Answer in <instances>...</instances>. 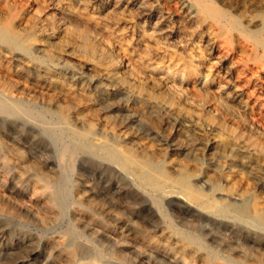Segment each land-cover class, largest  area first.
<instances>
[{
  "label": "rangeland",
  "instance_id": "rangeland-1",
  "mask_svg": "<svg viewBox=\"0 0 264 264\" xmlns=\"http://www.w3.org/2000/svg\"><path fill=\"white\" fill-rule=\"evenodd\" d=\"M209 1L221 11L220 0ZM192 2L0 0V264H45L48 245L60 237L108 249L111 235L121 244L111 264H171L164 251L122 244L132 236L150 237L190 264H264V224L256 218L264 214V100L256 106L247 98L234 69L228 74L231 56L221 58L223 50L242 55L240 34L221 33ZM41 22L49 27L41 30ZM107 65L118 68L113 77L105 78ZM37 66L43 72L34 74ZM129 156L165 172L155 188L126 165ZM168 177H186L207 205ZM34 188L56 192L61 211L41 209L29 196ZM82 190L91 205L83 211L96 220L85 228L73 211ZM244 203L246 216L232 210Z\"/></svg>",
  "mask_w": 264,
  "mask_h": 264
},
{
  "label": "bare ground",
  "instance_id": "bare-ground-1",
  "mask_svg": "<svg viewBox=\"0 0 264 264\" xmlns=\"http://www.w3.org/2000/svg\"><path fill=\"white\" fill-rule=\"evenodd\" d=\"M183 1V0H182ZM195 4V7H196V10H198L199 14H201L202 16L204 17H210L213 19V21L215 23H218V24H221V33L222 31H228V34L233 30L237 31L239 34H240V37L241 39H243L242 43L244 44V48H245V51L242 53L241 56H235L233 57V54L229 53V54H222L223 51L221 52V58H226V56L230 55L231 56V59L233 60L232 62V65L229 69H228V74L231 76V70L234 69L235 71V77L238 81L237 84L241 85L239 86L240 89H243L247 91V94H248V97L249 99H252L255 103V105H261L262 104V100H264V79L263 78H260L259 76L263 74V67H264V64L262 63L263 60H264V0H220L221 3L219 5H221V11L219 10H215L214 8L210 7L209 4L207 3V0H192ZM212 1V0H211ZM209 1V2H211ZM219 1V2H220ZM185 2V1H184ZM192 2V3H193ZM214 2V0H213ZM215 3V2H214ZM4 7V6H3ZM63 9V8H62ZM217 9V8H216ZM3 10V9H2ZM194 10V9H193ZM192 10V11H193ZM60 12V11H59ZM195 12V11H194ZM19 14V13H18ZM17 14V15H18ZM36 14V13H35ZM61 14V13H60ZM2 15V14H1ZM15 15V14H14ZM55 15H58V14H55ZM29 16V15H28ZM61 17V16H60ZM67 17V16H66ZM15 18V17H14ZM38 18H39V15H38ZM201 18V17H200ZM28 19V17H27ZM52 19V18H51ZM31 20V19H30ZM17 21V20H16ZM27 21V20H25ZM44 21V20H43ZM59 22V21H58ZM65 22V21H64ZM9 23V22H8ZM26 22L23 21V24H25ZM57 23V22H56ZM2 24V23H1ZM15 24V23H14ZM18 24V23H17ZM22 24V23H21ZM59 24V23H58ZM69 24V23H68ZM39 25V24H38ZM7 26V24H6ZM11 26V25H10ZM63 26V25H62ZM219 26V25H218ZM49 27L47 24H44L41 22V30L43 28H47ZM71 27V26H70ZM31 28V26H30ZM13 29V28H12ZM27 29V28H26ZM25 29V30H26ZM58 28L56 26H52L51 27V32H55L57 30H55ZM60 29V28H59ZM65 29V28H64ZM67 29V28H66ZM68 29H70L68 27ZM11 30V29H10ZM24 30V29H23ZM33 30V29H31ZM30 31V30H29ZM46 31V30H45ZM76 31V30H75ZM74 31V32H75ZM80 31V30H79ZM234 31V32H235ZM31 32V31H30ZM29 32V33H30ZM33 32V31H32ZM32 32L30 34H32ZM81 32V31H80ZM5 33V32H4ZM68 33V32H67ZM62 34V33H61ZM79 34V33H78ZM90 34V33H89ZM93 34V33H92ZM9 35V34H8ZM15 35V34H14ZM33 35V34H32ZM66 35V34H65ZM69 35V34H68ZM230 35V34H229ZM238 35V34H237ZM12 36V35H11ZM10 36V37H11ZM16 36V35H15ZM7 37V36H6ZM9 37V38H10ZM24 37V36H23ZM58 37V36H57ZM69 36H67L68 38ZM83 37V36H82ZM81 37V38H82ZM217 37V36H216ZM64 38V37H63ZM84 38V37H83ZM87 38V37H86ZM97 38V37H95ZM39 39V38H38ZM56 39V38H55ZM69 39V38H68ZM91 39V38H90ZM89 39V40H90ZM3 40H6V39H3ZM46 40V38H45ZM63 40V39H62ZM72 40V39H71ZM70 40V42H71ZM87 40V39H86ZM88 40V42H89ZM9 41V40H8ZM20 41V40H19ZM30 41V40H29ZM41 41V39H40ZM54 41V40H52ZM58 41V40H57ZM61 41V40H60ZM68 41V40H67ZM82 41V40H81ZM85 41V40H84ZM241 41V40H240ZM5 42V41H4ZM14 42V40H13ZM49 42V41H48ZM65 42V40H64ZM63 42V43H64ZM92 41H90L91 43ZM95 42V41H93ZM7 43V42H6ZM19 43V42H18ZM55 43V42H54ZM72 43V42H71ZM87 43V42H86ZM96 43V42H95ZM94 43V44H95ZM103 43V42H102ZM10 44V43H8ZM14 44V43H13ZM11 44V45H13ZM56 44V43H55ZM99 44V43H98ZM105 44V43H104ZM16 45V44H15ZM21 45V44H19ZM60 45V44H59ZM75 45V44H74ZM237 45V44H236ZM11 47V46H10ZM40 47V46H39ZM91 47V46H90ZM100 47V46H99ZM219 47V46H218ZM22 48V47H21ZM29 48V47H28ZM55 48V46H54ZM76 48V47H75ZM88 48V46H87ZM104 48V46H103ZM239 48V47H238ZM12 49V48H11ZM9 49V50H11ZM44 49V48H43ZM66 49V48H65ZM116 49V48H115ZM2 50V48H1ZM13 50V49H12ZM60 50V49H59ZM93 50V49H92ZM91 50V52H92ZM113 50V49H112ZM228 50V49H227ZM4 51V50H3ZM25 51V50H24ZM29 51V50H28ZM56 51V50H55ZM79 51V50H78ZM96 51V50H95ZM8 52V51H7ZM22 52V51H21ZM20 52V53H21ZM62 52V51H60ZM75 52V51H74ZM226 52H229V51H226ZM4 53V52H3ZM13 53V51H12ZM23 53V52H22ZM28 53V52H26ZM32 53V52H31ZM58 53V52H57ZM73 53V51H72ZM78 53V52H77ZM76 53V54H77ZM24 54V53H23ZM29 54V53H28ZM50 54V53H49ZM220 54V52H219ZM74 55V54H73ZM78 55V54H77ZM90 55V54H89ZM3 56V55H2ZM16 57V55H14ZM22 56H25L22 55ZM87 58H88V55H86ZM91 56V55H90ZM28 57V56H27ZM49 57V56H47ZM74 57V56H73ZM82 57V56H81ZM9 58V56H8ZM19 58V57H18ZM50 58V57H49ZM53 58V57H52ZM21 58H19L20 60ZM57 59V58H56ZM82 59V58H81ZM84 59V58H83ZM8 60V59H7ZM33 60V59H32ZM86 60V59H85ZM15 61V60H14ZM6 62V61H5ZM95 62V61H94ZM98 62V61H97ZM29 63V62H28ZM35 63V62H34ZM40 63V62H39ZM89 63V62H88ZM96 63V62H95ZM103 63V62H102ZM87 64V62H86ZM97 64V63H96ZM32 65V64H31ZM37 65V64H36ZM42 65V64H41ZM90 65V64H88ZM21 66V65H20ZM33 66V65H32ZM82 66V65H81ZM87 66V65H85ZM108 66V65H107ZM124 67V66H123ZM95 68V67H94ZM93 68V69H94ZM225 68V67H224ZM32 69V72L34 74H39L41 72H43L42 69H40L39 66L37 67H34V68H31ZM226 69V68H225ZM27 70V68H26ZM49 70V69H48ZM118 68L117 67H107L105 70H104V75L106 76L105 78H110V77H113V75L117 72ZM120 70V69H119ZM181 70V69H180ZM178 70V71H180ZM72 71V70H71ZM70 71V72H71ZM74 71V70H73ZM97 71V70H96ZM182 71V70H181ZM49 72V71H48ZM81 72V71H80ZM100 72V71H99ZM102 72V71H101ZM4 73V71H3ZM95 73V72H94ZM183 73V72H182ZM79 74V73H78ZM98 74V73H97ZM213 74V73H212ZM77 75V74H76ZM82 75V73H81ZM180 75V74H179ZM186 75V74H185ZM119 76V75H118ZM184 76V75H183ZM190 76V75H189ZM52 77V76H51ZM180 77V76H179ZM185 77V76H184ZM183 77V78H184ZM193 77V76H192ZM217 77V75H216ZM11 78V77H10ZM24 78V77H23ZM35 78V77H34ZM49 78V77H48ZM181 79V78H180ZM189 79V78H188ZM196 79V78H195ZM259 79V80H258ZM12 80V79H11ZM129 80V79H128ZM140 80V79H139ZM182 80V79H181ZM184 80V79H183ZM186 80V79H185ZM14 81V80H13ZM35 81V80H34ZM104 81V80H103ZM192 81V80H191ZM219 81V80H218ZM229 81V80H227ZM15 82V81H14ZM19 82V81H18ZM126 82V81H125ZM181 82V81H180ZM217 82V81H216ZM109 83V82H108ZM138 83V82H137ZM136 83V84H137ZM221 83H224V82H221ZM110 84V83H109ZM113 84V83H112ZM117 84V83H116ZM115 84V85H116ZM184 84V83H183ZM217 84V83H216ZM225 84L227 85V83L225 82ZM123 87H125L126 89H129L127 86H125L124 84H122ZM186 87L189 85H187V82L184 84ZM222 85V84H221ZM181 86V85H179ZM191 86V85H190ZM218 86V85H217ZM47 87V86H46ZM121 87V86H120ZM147 87V86H146ZM220 87V86H219ZM238 87V86H236ZM20 88H23V86ZM112 88V87H111ZM191 88V87H190ZM119 89V88H118ZM192 89V88H191ZM3 90L5 92H8V89L6 88H3ZM27 90V89H26ZM55 91V90H54ZM60 91V90H59ZM58 91V92H59ZM111 91V90H109ZM121 91V90H120ZM53 92V91H52ZM61 92V91H60ZM65 92V91H64ZM63 92V93H64ZM138 92V91H137ZM51 93V92H50ZM108 93V91H107ZM125 93V92H124ZM144 93V91H143ZM210 93V92H209ZM245 93V92H244ZM9 94V93H8ZM59 94V93H58ZM57 94V95H58ZM129 94V93H128ZM134 94V93H133ZM246 94V93H245ZM0 95H2L0 93ZM48 95V94H47ZM50 95V94H49ZM52 95V94H51ZM66 95V94H65ZM29 96V95H27ZM43 96V95H42ZM41 96V97H42ZM140 96H144L143 94L140 93ZM213 96V95H212ZM3 97V96H2ZM55 97V96H54ZM66 98V96H64ZM131 97V95H130ZM6 98H9V97H6ZM49 98V97H47ZM57 98V97H56ZM71 98V97H70ZM142 98V97H141ZM147 98V97H145ZM171 98V97H170ZM41 99V98H40ZM50 99V98H49ZM137 99V98H136ZM150 99V98H149ZM148 99V100H149ZM55 100V99H54ZM65 100V99H63ZM67 100V99H66ZM159 100V99H158ZM191 100V99H190ZM41 101V100H40ZM47 101V100H46ZM49 101V100H48ZM52 101V100H51ZM68 101V100H67ZM79 101V100H78ZM142 101V100H141ZM150 101V100H149ZM212 101V100H211ZM157 102V101H156ZM46 103V102H45ZM60 103V102H59ZM74 103V102H73ZM76 103V102H75ZM153 103V102H152ZM173 103V102H172ZM55 104V103H54ZM57 104V103H56ZM83 104V103H82ZM175 104V103H174ZM78 105V104H77ZM177 105V104H176ZM49 105H47L48 107ZM57 106V105H56ZM55 106V107H56ZM63 106V105H62ZM203 106V105H202ZM264 106V105H263ZM53 107V106H52ZM205 107V106H204ZM262 107V106H261ZM213 108V107H212ZM219 108V107H218ZM49 109V107H48ZM81 109V108H80ZM210 109V108H209ZM4 111V110H3ZM56 113V112H55ZM75 113V112H74ZM185 115V114H184ZM257 115V114H256ZM57 116V115H55ZM64 116V115H63ZM62 116V117H63ZM260 116V114H259ZM59 117V116H57ZM66 117V116H65ZM184 117V116H183ZM256 117V116H255ZM262 117V116H260ZM186 118V117H185ZM71 119V118H70ZM67 120V119H66ZM93 120V119H91ZM62 121V120H60ZM191 121V120H190ZM195 121V120H194ZM63 122V121H62ZM67 122V121H66ZM81 122H85L84 119H81ZM104 122V121H103ZM188 122V121H187ZM259 122V121H258ZM186 123V122H185ZM197 124V123H196ZM222 128V127H221ZM220 130V129H219ZM88 131V130H87ZM92 131V130H91ZM13 132V131H12ZM48 134V133H47ZM82 134V133H81ZM79 134V136L81 135ZM93 134V133H91ZM90 134V136H91ZM85 135V133H84ZM87 135V134H86ZM76 136V135H75ZM88 136V135H87ZM77 137V136H76ZM82 137V136H81ZM86 138V136H85ZM84 138V140L86 141V139ZM117 139V138H116ZM133 139V138H132ZM100 140V139H99ZM125 140V139H124ZM236 140V139H235ZM56 141V140H55ZM54 141V143H55ZM82 140H80L81 142ZM84 141V142H85ZM104 141V140H103ZM234 141V140H233ZM238 141V140H237ZM244 141V140H243ZM119 142V141H118ZM132 142V140H131ZM138 142V141H137ZM245 142V141H244ZM65 143V142H64ZM243 143V142H242ZM123 144V143H122ZM239 145V144H238ZM247 145V144H246ZM11 148V147H9ZM65 148V147H64ZM63 148V149H64ZM238 148V147H237ZM13 149V148H12ZM123 149V148H122ZM249 149V148H248ZM6 150V149H5ZM15 150V149H14ZM135 150V149H134ZM67 151H70L67 150ZM131 151V150H130ZM133 151V150H132ZM131 151V152H132ZM8 152V151H7ZM15 152V151H14ZM13 152V153H14ZM65 152V151H64ZM1 153V152H0ZM66 153V152H65ZM124 153V152H122ZM128 153V152H127ZM126 153V154H127ZM130 154V153H129ZM128 154V155H129ZM137 154V153H135ZM139 154V153H138ZM123 155V154H122ZM125 155V154H124ZM126 155V156H128ZM132 155V154H130ZM140 155V154H139ZM1 156V155H0ZM124 157V156H123ZM18 159V158H17ZM140 159V158H139ZM141 159L143 160V158L141 157ZM140 159V160H141ZM146 159V158H145ZM20 160V159H18ZM125 161V159H123ZM138 161L136 158L132 157V156H129L126 158V165L129 167V168H135L137 173H138V178L144 182L145 184L149 183V184H152L155 188V185L154 184H159L157 183V178H156V175L157 174H164L162 173L161 168L157 167L156 164H154L152 161H146L145 162H141V161ZM149 160V159H148ZM20 162V161H19ZM22 162V161H21ZM25 162V161H24ZM51 164V163H50ZM124 164V163H122ZM23 165V163H22ZM20 165V166H22ZM170 165V164H169ZM172 165V164H171ZM177 165V164H176ZM51 166V165H50ZM124 166V165H123ZM48 167V166H47ZM174 167V166H172ZM128 168V169H129ZM126 169V168H125ZM127 169V170H128ZM130 170V169H129ZM173 170V169H172ZM21 171V170H20ZM174 171V170H173ZM131 172V171H130ZM20 173V172H19ZM22 173V172H21ZM173 173V172H172ZM181 173V172H180ZM128 175V174H127ZM137 175V174H136ZM133 176V175H131ZM165 176V175H164ZM184 176V175H182ZM191 176V175H190ZM53 177V176H52ZM180 177V176H179ZM187 177V176H186ZM186 177H181L180 179L178 180H171L169 179L170 177L165 178L166 179V182H168L169 184H171L175 190L178 189L186 194H188L191 199L193 200V202H196L198 203L199 205L201 206H206L207 205V201L200 196V194H198L190 185L188 179ZM29 178V176H28ZM40 178V177H39ZM137 178V179H138ZM164 178V177H163ZM176 178V176H175ZM59 179V178H58ZM138 179V180H139ZM164 180V179H163ZM190 180V179H189ZM46 181V180H45ZM56 181V180H55ZM140 181V182H141ZM33 182V181H32ZM44 182V181H43ZM48 182V181H47ZM59 182V181H58ZM63 182V181H62ZM141 182V183H142ZM165 182V183H166ZM34 183V182H33ZM137 183V182H136ZM163 183V182H162ZM164 183V185H165ZM64 184V183H63ZM32 186V185H31ZM30 186V187H31ZM46 186V185H45ZM147 186V185H146ZM168 186V185H167ZM166 186V187H167ZM171 186V187H172ZM55 187V186H54ZM57 187V185H56ZM172 187V188H173ZM214 187V186H213ZM164 188V186L162 187ZM168 188V187H167ZM170 188V186H169ZM35 189V188H34ZM58 189V188H57ZM66 189V188H65ZM64 189V190H65ZM84 189V188H83ZM87 189V188H86ZM161 189V188H160ZM60 190V189H59ZM63 188H61V195L63 194ZM172 190V189H171ZM76 191V190H75ZM85 191V190H84ZM95 191V190H94ZM31 195L30 198L33 199V200H37V205L43 209V210H46L47 212H54L58 207V203L60 204V197L58 196V194L56 192H53L51 190V188L49 189H46V188H42L40 189L39 191H37L36 189L34 191H31ZM147 192V191H146ZM59 193V191H58ZM106 194V193H105ZM104 195V194H103ZM102 195V196H103ZM66 197V196H65ZM73 197V196H72ZM105 198V197H104ZM63 200V199H62ZM73 200V199H72ZM208 200V198H207ZM64 201V200H63ZM62 201V202H63ZM75 202H73V211L76 215H78V220L80 222H82L84 224V228L86 226H88V224L90 223H96V220L93 217H90L89 215L85 214L84 213V209H86L87 211L90 210V208H84L82 206V204H87V201L84 200V192L83 190L82 191H78L77 194L75 195ZM190 201V200H189ZM210 201V200H209ZM58 202V203H57ZM72 202V201H71ZM70 202V203H71ZM192 202V201H191ZM65 203V202H63ZM69 203V204H70ZM97 203V202H96ZM195 203V204H196ZM235 204V203H234ZM93 205V204H92ZM197 205V204H196ZM198 205V206H199ZM230 205V204H229ZM228 205V206H229ZM233 205V204H232ZM231 205V206H232ZM239 205V204H238ZM68 206V205H67ZM88 206H91V205H88ZM96 206V205H95ZM227 206V208H228ZM33 208H35L34 206H32ZM31 207V208H32ZM63 207V206H62ZM83 207V208H82ZM86 207V206H85ZM101 207V206H100ZM207 208V207H206ZM60 209V208H59ZM89 209V210H88ZM256 209V208H255ZM63 210V209H62ZM101 210V209H100ZM232 210H234L235 212H237L238 214L242 215V216H246L248 213H249V205L247 203H244L243 205L239 206V207H232ZM254 210V209H253ZM35 211V210H34ZM61 211V209H60ZM98 211V210H97ZM251 211V209H250ZM260 211V210H259ZM37 212V211H36ZM63 212V211H62ZM90 212V211H89ZM96 212V211H95ZM107 212V211H106ZM5 214V213H4ZM63 214V213H62ZM263 214V213H262ZM92 215V214H91ZM96 215V214H95ZM256 215V214H255ZM254 215V217H255ZM38 216V215H36ZM44 216V215H43ZM102 216V215H101ZM108 216V215H107ZM112 216V215H111ZM9 217V216H8ZM11 217V216H10ZM75 217V216H74ZM6 218V217H5ZM4 218V219H5ZM37 218V217H36ZM48 218V217H47ZM101 218V217H100ZM110 218V217H109ZM119 218V217H118ZM260 222H262L264 224V214L263 215H257L256 217ZM255 218V219H256ZM7 219H10V218H7ZM38 219V218H37ZM99 219V218H98ZM115 219V218H114ZM113 219V220H114ZM117 219V218H116ZM115 219V220H116ZM46 220V219H45ZM75 220V219H74ZM102 220V219H101ZM112 220V221H113ZM2 221V220H1ZM38 221V220H37ZM47 221V220H46ZM45 221V222H46ZM76 221V220H75ZM118 221V220H116ZM5 222V221H4ZM108 222V221H107ZM124 222V220H123ZM44 223V221H43ZM112 223V222H111ZM129 223V222H127ZM38 224V223H37ZM104 224V223H103ZM114 224V223H113ZM130 224V223H129ZM128 224V226H129ZM262 224V225H263ZM112 225V224H110ZM109 225V226H110ZM119 225H122L119 224ZM125 225V224H124ZM131 225V224H130ZM41 226V225H39ZM77 226V225H76ZM92 226V225H91ZM90 226V227H91ZM127 226V225H126ZM2 227V226H1ZM82 227V226H81ZM94 227V226H93ZM114 227V226H113ZM3 228V227H2ZM39 228V227H38ZM83 228V229H84ZM98 228V227H97ZM115 228V227H114ZM159 228V227H158ZM17 229V228H16ZM79 229V228H78ZM96 229V228H95ZM94 229V230H95ZM18 230V229H17ZM46 230V229H45ZM86 230V229H85ZM98 230V229H97ZM100 230V229H99ZM67 231V230H66ZM66 231H65V234H66ZM166 231V230H165ZM164 231V232H165ZM15 232V231H14ZM13 232V233H14ZM44 232V230H43ZM71 232V231H70ZM89 232V231H88ZM91 232V231H90ZM89 232V233H90ZM132 232V231H131ZM139 232V231H138ZM62 233V232H61ZM68 233V232H67ZM92 233V232H91ZM106 233V232H105ZM118 233V232H117ZM135 233V232H134ZM248 233V232H247ZM60 234V233H59ZM103 234V233H102ZM108 234V233H107ZM119 234V233H118ZM157 234V233H156ZM170 234V233H169ZM22 235V234H21ZM104 235V234H103ZM123 235V233H122ZM151 235V234H150ZM168 235V234H167ZM34 236V235H33ZM65 236V235H64ZM90 236V235H89ZM95 236V235H94ZM105 236V235H104ZM112 236V235H111ZM111 236H107V241H105L109 246L108 249L102 245V246H99L101 247V249H96L94 251H91V249L88 247H83L82 245L79 244V242L77 243L75 240L73 239H70V238H64V237H60L57 241L53 242V243H50L48 245V250H49V253L47 254V257L45 259V264H111L107 261L108 258L110 257H114L116 256V254L118 253V250H119V247L121 244H119L116 240H114V238H112ZM116 236V235H115ZM131 236V235H130ZM166 236V235H165ZM59 237V236H58ZM57 237V238H58ZM68 237H70L68 235ZM91 237V236H90ZM148 237V236H147ZM153 237V235H152ZM151 237V238H152ZM248 237V236H247ZM35 238V237H34ZM38 238V237H37ZM36 238V239H37ZM43 238V237H42ZM56 238V239H57ZM79 238V237H78ZM116 238V237H115ZM164 238V237H163ZM172 238V237H171ZM246 238V237H245ZM35 239V240H36ZM53 239V238H52ZM117 239V238H116ZM123 239V238H122ZM156 239V238H155ZM173 239V238H172ZM263 239V238H262ZM12 240V239H11ZM24 240V239H23ZM42 239H40L39 242H41ZM93 240V239H91ZM96 240V239H95ZM95 240H94V243H95ZM98 240V239H97ZM102 240V239H101ZM119 240V239H118ZM54 241V240H53ZM122 241V244L124 245H128V244H135L137 245L140 249H148V250H152L158 254H160L162 251H164L161 256L163 259L167 260L169 263L171 264H190V262L186 261L183 259L182 255L181 254H178L176 252H173L171 249H167V250H161V247L159 246L158 243H156L154 240L150 239L149 238H144L143 236H140V237H136V236H132L131 238L129 239H123L121 240ZM159 241V240H158ZM184 241V240H183ZM182 241V242H183ZM13 242V241H12ZM23 242V241H22ZM31 242V241H30ZM51 242V241H50ZM102 242V241H101ZM8 243V241H7ZM11 243V242H10ZM9 243V244H10ZM17 243V242H16ZM35 243V241H34ZM33 243V244H34ZM48 243V242H47ZM84 243V242H83ZM261 243V242H260ZM41 244V243H40ZM45 245V243H43ZM42 244V245H43ZM92 244V243H91ZM99 244V243H97ZM105 244V243H103ZM164 244V243H163ZM174 244V243H173ZM184 244V243H183ZM186 244V243H185ZM255 244V243H254ZM4 245V244H3ZM12 245V244H11ZM31 245V244H30ZM47 245V244H46ZM93 245V244H92ZM26 246V245H25ZM187 246V244H186ZM20 247V246H19ZM24 248V245L22 246ZM28 247V246H27ZM92 247V246H91ZM97 247V246H95ZM134 247V246H133ZM46 248V247H45ZM132 248V247H131ZM166 248V247H165ZM191 248V247H190ZM21 249V247H20ZM29 249V248H28ZM31 249V248H30ZM129 249V248H128ZM138 249V248H137ZM180 249V248H179ZM193 249V248H192ZM19 250V249H18ZM33 249H31L32 251ZM35 250V249H34ZM33 250V252H34ZM16 251V250H15ZM20 251V250H19ZM131 251V250H129ZM5 252V251H4ZM18 252V251H16ZM21 252V251H20ZM145 252V251H144ZM150 252V251H149ZM6 253V252H5ZM15 253V252H14ZM44 253V252H43ZM42 253V254H43ZM236 253V251H235ZM4 254V253H3ZM16 254V253H15ZM25 254V253H23ZM123 254V253H122ZM141 254V253H139ZM11 255V254H10ZM90 255H94L93 257L94 258H90L91 256ZM119 255V254H118ZM241 255V254H239ZM8 256V255H7ZM26 256V254H25ZM46 256V255H45ZM153 256V255H152ZM160 256V257H161ZM18 257V256H17ZM122 257V256H121ZM196 257V256H195ZM241 257V256H240ZM23 258V257H22ZM27 258V256H26ZM45 258V257H44ZM115 258V257H114ZM124 258V257H122ZM149 258V257H148ZM203 258V257H202ZM201 258V259H202ZM6 259V258H4ZM14 259V258H13ZM30 259V258H28ZM38 259V258H37ZM113 259V258H112ZM121 260V258H118ZM200 259V260H201ZM7 260V259H6ZM114 260V259H113ZM123 260V259H122ZM125 260V259H124ZM123 260V261H124ZM199 260V261H200ZM1 261V260H0ZM5 260H2L1 262H3ZM33 261V260H32ZM110 261V260H109ZM117 261V260H116ZM115 261V262H116ZM6 262V261H5ZM40 262V261H39ZM111 262V261H110ZM121 262V261H120ZM10 263V262H9ZM12 264H24L23 260L22 259H14L12 262ZM27 263V262H26ZM167 263V262H166ZM165 263V264H166ZM121 264V263H120ZM123 264V263H122ZM128 264V263H127ZM131 264V263H130Z\"/></svg>",
  "mask_w": 264,
  "mask_h": 264
}]
</instances>
